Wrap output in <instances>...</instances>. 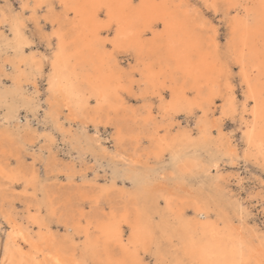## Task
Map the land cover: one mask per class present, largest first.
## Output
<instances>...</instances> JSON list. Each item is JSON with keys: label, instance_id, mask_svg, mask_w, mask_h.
I'll use <instances>...</instances> for the list:
<instances>
[{"label": "bare ground", "instance_id": "bare-ground-1", "mask_svg": "<svg viewBox=\"0 0 264 264\" xmlns=\"http://www.w3.org/2000/svg\"><path fill=\"white\" fill-rule=\"evenodd\" d=\"M22 1H24L23 4H27L28 7L30 8L31 15L33 17L35 16L37 18H38V16H37L38 11L41 8H43V6H46L45 7L46 11L44 13L46 19L51 21L53 23V25L55 22L58 23L57 27H56V25L53 26L51 24L53 26L57 41H56V47H55L53 56L51 57V59L48 57L49 58L48 60H50V65L48 64V68L50 67V72L48 73V83H49V90H50L49 93L51 92V95L48 99V101H49V109L48 110L49 111L48 112L46 111L47 113L50 112L52 115L55 116V115H58L60 112H62L64 109H66L67 113L65 111H64V113L67 114V116L70 118V121L71 120L76 121V120L80 119V121H81L82 125H84V127H86V124H89L90 121L95 122V121H97V119L101 118L99 122H102L103 120H107L106 122H109L111 124L112 123L115 124L117 126L118 133H123L124 129L129 130L133 134L136 133V132H134L135 128H136L135 125H137L138 124L137 122L139 121L141 123V125L143 124L144 128H149V126H151L150 129L152 130L151 134L153 136V138H152V142L154 144L153 146H154V149L159 150L162 148L164 143L162 142L163 136L160 138V137H157V135L160 132V130L165 127L164 120H166V119L164 116L169 114V109L180 110L179 109L180 104H182V105L185 104L187 107H190L189 109L187 108L185 110L193 111L195 108V105L198 106V104L194 102L195 100L193 101L192 99H190L188 97L189 92H187L186 88L189 85L192 88H196L197 93L200 94V93H202V89L199 87L200 82L202 80H207V83L209 82V79H210V76L208 75V74H210L209 66L212 65V63L209 62V65L207 64L208 60H205L206 59L205 56H204L205 59L203 58L204 54H202V51L205 49L206 43L208 44L210 42V43L215 45L216 44V37L211 36L210 38H207L206 37L207 34H205V31L202 30V28H199L201 26L204 27V25L201 24V26H198L196 23H198L199 21L196 22L194 19L192 20L191 14L187 12L186 8H183L182 6L177 7L176 5H174V0H139L138 3H136V0H22ZM56 1L60 2V4L65 8L66 13L67 12L73 13V20L66 22V24L70 23L69 24L70 26L65 25L64 20H62V19L59 20L60 17H58L57 8L55 5ZM216 1L217 0H212V5L217 10V7H216L217 2ZM226 3L228 4V7L230 9H232V12L234 10L236 13V14H233V17H230V18H232V20L230 22L231 23L230 36L228 37V40H227L228 49L231 51L233 57L238 60L239 64L243 65V70L245 72L246 81L251 82L252 91L259 98L262 89H264V0H226ZM132 4H142V5H145V7H143V8L128 7V5H132ZM180 4H182V3H180ZM220 4H222V3H220ZM100 5H106L107 6L104 9V11H105L104 16L99 15L98 6H100ZM237 5H239L241 7L236 8L235 6H237ZM38 6H42V7H38ZM223 7H224V4H223ZM23 11H25V9ZM188 11H189V9H188ZM195 12H197V9ZM66 13H65V15H66ZM5 15H8V13L3 14V16H1L2 19ZM226 15H228V14H226ZM229 16H231V15H229ZM40 18H39V20L41 21ZM193 18H194V16H193ZM2 19L0 21H2ZM39 20H38V22H40ZM113 22L118 23L119 34H117V29L115 27H112ZM25 23L26 22L24 21V24ZM209 23H210V21H209ZM154 24H160L161 26L160 27H153ZM165 25H166V27H165ZM209 26H206V27H209ZM158 28L163 29L164 35L160 36L159 38H158V36H155L154 38H152V37L149 38V34L152 32L154 33L156 31V29H158ZM211 28H207V31H209L208 29H211ZM29 32L31 33L32 31H29ZM48 33H49V31H48ZM43 36L45 37V35H43ZM105 39H107L109 41L115 40L116 41V49L120 46L122 48L126 47V46L132 47L134 49V51L136 52L135 54L137 55L138 60H143V58L145 57L144 55H147L148 58L150 60H152L151 63L146 64L144 67H138L137 68L138 70L141 71V73L143 75V78L140 82L144 81L143 83H145V86H143V88H141L142 90L140 92L141 96H142V100L144 102H143V106L141 105L142 108L138 109V110H136V112L130 114V117H129V108L127 106L128 97H126L124 94H126L127 92L131 93V94L134 93L133 87H132V82L134 81L132 79V77H134V74L132 76L127 75V78L123 79L124 76L122 77L123 74L121 75L122 65L118 61L119 57L116 56L117 50L113 51L112 47H109L108 44L104 43ZM51 40L52 39L49 36V42H51ZM16 42H17L19 48H22V52L18 56L19 61L25 62V63L30 64V65H35L39 69H41L42 63H43L41 60L37 61L33 56H30V55H29L30 58L27 59L26 55L23 53L24 45L25 44L28 45L27 43L29 42V40H27V38L25 37V35L23 33L20 37H16ZM207 46H209V44ZM208 50L210 51V54H211V50L210 49H208ZM194 52H197L196 56H197V58L198 57L200 58L198 60V64L194 63V62H196L195 61L196 59H194V58H196ZM115 53H116V55H115ZM29 54H31V52ZM37 55H39V54H37ZM46 57H44V58H46ZM36 58L40 59L38 57H36ZM44 58H42V59L44 60ZM215 58H216V56H215ZM5 59L8 60L7 58H5ZM193 59H194V62H193ZM13 60H12V62L15 63ZM48 60H47V62H48ZM20 62L18 64H20ZM53 62H55V68H53ZM137 63H140V62L138 61ZM142 63H144V60ZM156 64H158L160 66V71L158 72L160 75L155 74V71L153 70L154 66ZM215 64H217V63H215ZM16 65L17 64H15V68H17ZM137 65L139 66V64H137ZM212 66H215V65H212ZM155 67H157V66H155ZM218 67L219 66H217L216 68H218ZM211 69L213 70V67ZM214 69H215V67H214ZM27 70H28V67H27ZM32 70H33V68H32ZM3 71H5V70H3ZM19 71L21 73V70H19ZM1 72H2V70H1ZM43 72L44 71L42 69V73H40V75L44 74ZM177 72H180V75L183 74L184 83H183V86L181 89H177L176 86H175L176 87L175 89L173 88V86L171 87V89L168 88V89L172 90V92L170 95L169 102H167L166 98L163 95V88H164V86L167 85V83H166L167 79H170V82L172 85L177 83V81H178V78H176V77H178V75L176 74ZM22 73H23V70H22ZM23 74H25V73H23ZM34 74H37V73L34 72ZM175 74L177 75L176 77H175ZM12 76H13V74H12ZM17 77H18V75H17ZM139 78H141V77H139ZM25 80H27V79H25ZM180 80H182V78ZM23 81H24V79H23ZM23 81L19 79L18 84H17V82H16V84L19 85V87H20V85H21L20 82H23ZM159 81H161V83ZM246 81H244V82L246 83ZM170 82H168V84ZM28 83H30V82H28ZM210 83H211V81H210ZM157 84H159V88L156 87ZM50 85H51V87H50ZM22 86H23V84H22ZM37 86H38V84H37ZM213 86H214V84H213ZM205 88H208V87H206V85H205ZM156 89H157V91H156ZM208 89H205L204 91L206 92V90H208ZM154 92H157V94H158L157 97L160 100L159 111H160V113H163L162 119H160V120H157L155 117V112H154L155 109L153 107V104H154L153 99L155 97H153V96L151 97V95ZM213 92L214 91H212V93ZM191 94H192V92H191ZM209 94H210V92H209ZM206 96H209V95L207 94ZM129 97H131V96H129ZM161 98H163V99H161ZM213 100L214 99L211 100L212 103H214ZM93 101H94V104H93ZM129 101H130V98H129ZM207 101L204 104L208 105ZM208 102H210V101H208ZM227 103L229 105L231 104V98H229V100H227ZM254 103L252 105H254ZM185 105H183V106H185ZM200 106L203 109V106H205V105H203V106L200 105ZM221 106H222L221 113L223 112L224 115H227V110L225 108V104L224 105L221 104ZM208 109H210V108H208ZM45 110H46V108H45ZM203 110H204L203 113H205L206 110L205 109H203ZM211 110H209V111H211ZM111 114H114V116H115V118L112 117L113 120L111 118H110L111 120H109V117ZM52 115H51V117H53ZM241 115H242V113H241ZM139 116L142 118H138ZM218 116H220V115H218ZM58 118L56 117V119H58ZM74 121L73 122L71 121V122L74 123ZM245 121L248 122L247 120H245ZM254 121H255L256 128H255V132L252 134V143H251V145H249L248 140L245 138L246 139L245 142H247L246 145L248 147L244 151H245L246 155L250 156V155H252L251 147L254 146V148L256 149V152L254 153L255 158L257 160H259L260 162H263V164H264V153H262L261 148H260L261 143H264V131H262L261 122H260L258 116L256 118H254ZM201 122H202V129L201 130H202L203 135L209 134V132H210L209 121H207L206 119H202ZM76 123H78V122H76ZM54 124H56V123H54ZM71 126H70V128H71ZM56 127H58V126H56ZM62 127L60 128V131H61V129L63 130ZM83 129H85V128H83ZM247 130L248 129H246L245 131H247ZM83 131L84 130L81 131L82 134H83ZM63 132H65V131H63ZM66 132H67V130H66ZM74 132H76V131H74ZM164 132H165V130H164ZM211 132H213V131H211ZM94 133H96V132L94 131ZM68 134H70V131H68ZM71 135H72V132H71ZM180 135H181V133H180ZM19 136H20V134H19ZM30 136H31V133H30ZM11 137H13V135ZM10 138L7 140H10ZM188 138H190V136H188ZM27 139H28V137H27ZM74 139H77V135ZM15 140H17V138L14 139L13 141H15ZM178 140H176V141H178ZM140 141H141V137H138L136 139V142L131 144V147H132L131 150H129L127 148L121 150L117 147V150L115 151V153L113 154V152H112L113 157L118 158L119 162H120V160L122 162L124 161L128 165V167H130V169L135 168L139 162L144 164L147 160L145 162H141V161H142V157L144 155L143 151H146V148L141 149L143 146L141 147L142 143L140 144ZM168 141H170V140H168ZM75 142H76V140H75ZM99 142H100V140H99ZM126 143H127V141L124 142L125 145H126ZM24 144H23V146H24ZM216 144L219 148H221V149L223 148L224 154H227L230 157H233L235 154H237V151L235 149H231L229 151L226 148L225 142L222 140V138L220 139L218 137V141L216 142ZM77 145L75 146V148L78 147V149H80L79 145L78 146ZM25 146H26V144H25ZM148 146H150V145L148 144ZM228 146H231V145H228ZM13 147L14 146H12V148ZM13 149H15V147ZM148 149H150V147H148ZM243 149H242V151H243ZM23 150H24V148H23ZM83 151H85V150H83ZM19 154L21 155V152ZM110 155H111V153H110ZM82 156L84 157L85 155L83 154ZM144 156H146V155H144ZM161 159H163V157ZM149 160H150V158H149ZM185 160H181L178 163L179 170L183 171V170L188 169L189 164ZM115 161H117V160H115ZM156 161H158V160H156ZM197 162H196V164H197ZM26 164H28V163L26 162ZM85 164H87V162ZM8 165H9V162L7 160L3 161V163L0 162V174H1V178H2V179H0V189H1V191H0V215L5 219V221L9 225V227L7 229L8 231L6 233L4 245L2 246V248L0 247V264H5L6 260H7V264H56L57 260L60 261V264H77V262H79V264H89V262H93L94 264H146L145 263L146 259H144L143 254L146 251H148L149 246H150V242H152V240L154 239V236H156V235H154L155 229L153 228L152 223L148 219L147 211L145 209L143 211L139 210L137 208L136 201H132V198L128 197L127 199H129V200L126 201V203L124 205H117V203H116V205H112L113 210H112L111 214H107V213L102 212V210L100 208L102 198L106 197L105 198L106 201L107 200L108 201L109 200L114 201L115 199L111 197V194L113 193V191L116 188L114 190H112L113 189L112 188L111 189L112 191L107 190L106 188H102V187L93 188L89 191L81 189V188L79 190H77L74 195H81V196L88 195L89 197L91 195L96 196V199H95L96 201L94 202L95 203L94 211L87 214L84 212V208H85L84 205L81 206L80 203H78V201H71L70 203L66 204V206L64 207V209H63L64 213L61 212L62 214L59 215V222H66L65 223V225H66V224H68V222L71 221L76 232L85 234V241L83 243V246H80L78 244V241H76L74 237L69 236L67 239H65V236H62L63 237L62 238V237H59L57 235L58 233L56 234L53 232V229L51 227L52 221H49V219L47 221L44 220L45 218H43L42 215L40 214L41 205L38 203L39 200L36 198V195L34 197H30V195H29L30 200L27 201L28 216L25 214V218L27 220H23L21 216H20L21 220L14 216L13 212L15 210L13 209L14 210L13 212L11 210V207H13L12 203H14V202H12V199H10V198H12V194L9 193L8 191H6L5 186L7 187L11 183H13L14 180H20V179L22 180V178H24V177L19 178L18 176H15V175H6L4 170H6ZM216 165H217V163H216ZM258 165H259V163H258ZM47 167H48V165H47ZM51 167L53 168V166H51ZM126 167L127 166H125V168ZM217 167L219 168L220 165ZM137 169H139V168H137ZM163 169H161V170H163ZM207 169H209V168L207 167ZM125 170H127V169H125ZM211 170H213L212 167H211ZM142 171L146 172L147 170L145 168L143 170V168H142ZM25 174H27V173H25ZM146 174H147V172H146ZM29 176H30V173H29ZM74 177H75V175H74ZM157 177L159 178L158 175H157ZM165 177H163V178H165ZM4 178H6V180ZM47 179H49V177ZM168 181L170 182L169 179H168ZM164 182L165 181H163V183ZM56 183H55V185L57 186L58 183L57 184ZM159 183H160V181H159ZM159 183H158V186H159ZM217 183H219V182H217ZM24 184H25L26 189H28V186L31 185V182L27 179H24ZM46 184L47 183H45L44 186ZM154 184H157V183H154ZM172 184H174V183H172ZM221 185L224 187V184H221ZM161 186L162 185H160L158 188L154 185L153 186H147L146 187V191H147L146 193L147 194H153L152 192L155 193V191L156 192L158 191V194L160 193L166 199L168 208L172 211V215L178 221V226L176 228H173L172 233H174L175 236H178V238L180 239L181 242H179V243H182V252L184 255H186V256L190 257L192 260L196 261L197 264H198V262L203 261V260L238 261L240 259H243L245 261L254 260V261H256V264H259V262L262 259H264V256L261 255L262 250H264V238H260V239L256 238V240H253V239H251V237L249 238L248 236H245L239 230L232 227L234 224L231 226L226 225V226L220 227L216 221L211 220L209 213L206 212L201 207L196 206L195 207V216L193 218H188V216L186 215V212H187L186 209L190 205L188 203H184V202H182L183 203L182 205L175 204V201L171 199V197L173 195L177 194V193H175L174 189H170L165 184L162 187ZM224 189H226V188H224ZM127 190H129V189H127ZM218 191L220 193V190H218ZM46 192H47V196H46V199L44 201L48 202L47 204L45 203V205L49 207L50 215L51 216L52 215H58L59 210L55 209L54 200L49 201L50 191H46ZM223 192L224 191H222V194H223ZM69 195H72V194H70V191L66 192L67 198L70 197ZM126 195H128V193H126ZM26 196H27V198H29L28 195H26ZM123 198H125V197H123ZM53 199H55V198H53ZM70 199H71V197H70ZM62 201H64V199ZM121 201H124V200H121ZM25 202H26V200H25ZM33 202H36L35 203L36 205L33 204ZM89 202H91V201H89ZM8 203L10 204V209L6 210L7 208H5V204L8 205ZM203 204H205V203H203ZM32 205L37 206L36 207L37 210L35 212H32V214H31L30 209H31ZM107 205H108V203H107ZM141 205H143V204H141ZM163 205H165V204H163ZM167 206H165V207H167ZM207 206L210 207V205H207ZM168 208H167V210H168ZM156 210H157V208H156ZM161 211H162V209H161ZM237 212L239 214L240 211L238 210ZM108 213H110V212L108 211ZM132 213H133V217L131 216ZM166 213L167 212L165 211V214ZM227 213H228V211H227ZM243 214H244V212H243ZM224 215L227 216L226 214H224ZM168 216H169V214H168ZM235 216H237V215H235ZM229 217H231V216H229ZM166 218H168V217H166ZM227 218H228V216L226 217V219ZM62 219H64V220H62ZM83 219H86V221H87L86 226L81 225L83 222ZM168 220H166V221L169 223V221H171V220H169V221ZM240 220H241L240 222H242L243 219H240ZM55 222L57 223V221H55ZM124 222L127 224H130V229H129L130 233L127 237L124 234V227H123ZM171 222H173V221H171ZM228 222L229 221H227V223ZM234 223H236V222H234ZM237 224H239V223L237 222ZM242 224L243 223H241V225ZM92 225L94 226V231L90 227ZM56 226H57V224H56ZM161 226L162 225H160V227ZM63 228H64V226H63ZM161 229H163V228H161ZM251 229H252V227H251ZM169 230L170 229H167V231H169ZM54 231L56 232V230H54ZM156 231L158 232L161 230H156ZM249 231H250V229H249ZM68 232L70 233V231H68ZM161 232H163V231H161ZM252 235H253V232H252ZM66 237H67V235H66ZM159 238L160 237H158V240H159ZM77 239H81V238H77ZM156 242H157V240H156ZM161 242H162V240L160 241V243ZM168 242H170V241H168ZM154 247H155V245H154ZM241 248L243 251L242 257L240 255ZM152 249H154L153 252L156 250L155 248H152ZM172 250H174V249H172ZM79 251H80V253H79ZM177 253H178V256H180L179 252H177ZM184 255L182 257H184ZM191 259L189 261H191ZM161 260H162V257H161ZM164 260H162V262ZM184 262L182 260H180V258H178L176 260L175 264H184ZM164 264H166V263H164ZM186 264H187V262H186Z\"/></svg>", "mask_w": 264, "mask_h": 264}, {"label": "rangeland", "instance_id": "rangeland-1", "mask_svg": "<svg viewBox=\"0 0 264 264\" xmlns=\"http://www.w3.org/2000/svg\"><path fill=\"white\" fill-rule=\"evenodd\" d=\"M138 1L139 0H136V3H138ZM4 2L5 0H0V17L6 13L3 10ZM11 2L13 5V8L17 10V12L20 11L19 5L21 3H24V1L22 0H11ZM216 2H217V6H216L217 10L212 5V0H174V5H176L177 7L182 6L183 8H186L187 12L191 14L192 20L194 19L196 22L199 21L198 23H196L198 26H201V24L204 25V27L201 26L199 28H202V30L205 31V34H207L206 36L207 38H210L211 36L216 37V44L214 45L209 42L208 43L209 46H207L208 44L206 43L205 49H204L205 51L204 50L202 51V54H204L203 58L205 56L206 59L205 58L204 59L208 60L207 64L209 65V62H211L212 65H215V66H212V65H210L211 67L209 66V72H210V74H208L210 76L209 82L207 83V80H202L200 82L199 87L202 89V93L200 94L197 93V89L192 88L189 85L186 88L187 92L189 93L192 92V94L188 93V97L192 99L193 101L195 100L194 102L198 104V106L195 105V108L193 111L185 110L187 108L189 109L190 107H187L185 104H183L185 106L180 104L179 106L180 110L169 109V114L164 116L166 119L164 120L165 129L162 128L160 132L158 133L157 137L161 138L163 136L162 142L165 145L163 144L162 148L159 150L154 149V146H153L154 144L152 142L153 136L151 134L152 130L150 129L151 126H149V128H144L143 124L141 125L139 121L137 122L138 123L137 125L134 124L136 127L134 132L136 133L133 134L127 129L126 130L124 129L123 133H118L117 126L115 124L106 122L107 120H103L102 122H99L101 118L97 119V121L95 122L90 121L89 124H86V127H84L80 119L76 121L71 120L72 122L74 121V123H72L70 121V118L66 114L67 113L66 109H64L62 112H60L58 115H55V116L52 115L50 112H49L50 114L47 113L49 111L48 110L49 109L48 99L51 95V92L49 93L50 90H49V83H48V73L50 72V67L48 68V64L50 65V60L48 59L49 58L51 59V57L53 56L55 47H56L57 40H56V36L53 35V32H54L53 26L56 25L57 27L58 23L55 22L56 24L54 23L53 25L51 21L46 19L44 15L46 11V8H45L46 6H43V8H41L38 11V15H37L38 18L35 16L33 17L31 15V12H30L31 10L29 7L26 8L24 11V13L26 14L25 15L26 16V20H25L26 26L24 28L23 34L25 35L27 40H29V42L27 43L28 45L26 44L24 45L25 48L23 47V53L26 55L27 59H29L30 56H33L37 61L41 60L43 62L41 69H39L35 65H30L25 62L19 61L18 56L22 52V48H19L16 42L15 35L10 34L12 31L11 25L8 26L7 30H5L2 23H0V69L2 68L1 69L2 72L0 70V145H1L0 146V149H1L0 150V162L3 163V161L5 160L9 162V165L7 166L6 170H4L6 175H15V176H18L19 178L24 177L22 178V180L21 179L14 180V182L8 185L7 187L4 185L6 191L12 194V198L10 199H12V202L14 203H12L13 207H11V210L12 212L15 210L13 212L15 217L20 219V216H21L23 220H27L25 218V214L28 216L27 201L30 200V197H34L36 195V198L39 200L38 203L41 205L40 214L42 215L43 218H45L44 220L47 221L49 219V221H52L51 227L53 229V232L56 234L58 233L57 235L59 237L65 236V239H67L69 236H72L75 238L76 241H78V244L80 246H83V243L85 241V234L76 232L71 221L68 222V224H66L67 226L65 225L66 222H59V215L64 213L63 212L64 207L66 206V204L70 203L71 201H78V203H80L81 206L84 205L85 207L84 212L87 214L94 211V206H95L94 202L96 201L95 200L96 196L93 195L94 196L93 197L91 195L89 197L88 195H85V196L74 195L75 192L79 190L80 188L84 190H88V191L93 188H97V187L106 188L107 190H110V191L116 188L111 194V197L114 198L115 200L106 201L105 199L106 197H103L102 202L100 204V208L102 212L111 214L113 210L112 205H116V203L117 205H124L126 201L129 200L127 199L129 197V198H132V201H136L137 208L139 210L143 211L145 209L147 211L148 219L152 223L153 228L155 229L154 235L156 236H154V239H153L154 241L152 240V242H150L148 251H146L143 254L144 259H146L145 260L146 264H164V263L175 264L178 258H180V260H182L183 262L185 261L184 264H186V262L187 264H197L196 261L192 260L190 257L183 254L182 243H179L181 242L180 239L178 238V236H175V234L172 233L173 228H176L178 226V221L174 218V216L172 215V211L168 208L166 199L160 193L158 194V191L157 192L155 191V193L152 192L153 194L146 193L147 186L154 185L158 188L160 185L163 186L165 184L170 189H174L175 193H177L171 197V199L175 201V204L182 205L183 204L182 202H184L190 205L186 209L187 211L186 215L188 216V218H193L195 216L196 206L201 207L202 209H204L206 212L209 213L211 220L216 221L220 227H223L226 225L231 226L234 224L232 227L239 230L245 236H248L249 238L251 237V239L253 240H256V238L258 239L264 238V170H263L264 164L263 162H260L259 160L255 158L254 153L256 152V149L254 148V146L251 147L252 155L248 156L245 154L244 150H246L248 146L246 145L247 142H245L246 139L244 136V131L247 129V125L244 131H241L240 130L241 123L236 118V114L233 113L231 110H229L230 108L227 109V115H225V118L223 120H220L218 116L221 114V111H222L221 104L224 105L226 101L229 100L230 98V97H227L228 88L226 86H222L220 83H221L222 73L224 74L225 85L227 84V81H228V74L227 72L224 71L225 69V59L224 58L228 55H231L233 57L231 51L228 49L227 40H228V37L230 36V31H231L230 22L232 18L230 17H233V14H236V13L234 10L232 12V9L228 7L226 0L225 1L217 0ZM219 2L222 4H220ZM223 4H224V7H223ZM55 5L57 8L58 17H60L59 20L60 19L64 20L65 25L70 26L69 25L70 23L66 24V22L73 20V13L72 12L66 13L65 8L58 1L55 2ZM196 9H197V12H195ZM104 15H105V11H104ZM192 15L194 16V18ZM39 18L41 19V21L39 20ZM1 19L2 17L0 18V20ZM38 20L40 22H38ZM206 26H209V27H206ZM207 28H211L212 30L208 29L209 31H207ZM29 31H32V32L30 33ZM155 32L150 33L149 38L151 37L154 38L155 36H158L159 38L160 36L164 35V31L161 28L156 29ZM42 34L45 35V37ZM48 35L52 39L51 42H49ZM208 49L211 50V54ZM116 50H117L116 51L117 55L116 53L115 55L119 57V58L117 57L118 61L122 65L121 75L123 74L122 75V77L124 76L123 79H126L127 75L132 76L134 74V77H132V79L134 80L132 82L134 93L131 94L127 92L126 94H124L126 97H128L127 106L129 108V117H130V114L142 108L141 105L143 106V102H144L142 100V96L140 92L142 90L141 88L145 86V83H143L144 81L140 82L143 78V75L141 71L138 70L137 68L144 67L146 64L151 63L152 60H150L147 55H144L145 56L143 58L144 63H142L143 60H138L137 55L135 54L136 52L134 51L132 47H129V46H126L123 48L120 46ZM30 52L31 54H29ZM36 53L39 55H37ZM194 53L196 57L194 59H196L195 60L196 62H194V59H193V62L195 64H198V60L200 58L199 57L197 58L196 56L197 52H194ZM36 57L40 59H37ZM5 58H7L8 60H6ZM42 58H44V60ZM233 59L235 61H238L234 57ZM12 60L15 63H13ZM138 61L140 63H137ZM19 62L20 64H18ZM15 64H17L16 65L17 68H15ZM137 64H139V66ZM216 65L219 66L218 67L219 69L216 68L217 67ZM155 66L153 70L155 71V74L158 75L159 74L158 72L160 71V66L158 64H156ZM27 67L29 71L27 70ZM212 67H213V70L211 69ZM42 69L44 71L43 72L44 74L40 75V73H42ZM230 69L232 70L231 71L232 73H235V75L232 78L233 82L240 83V86L238 89L239 95L237 96V98L239 99L240 97L243 96L245 88L247 86L244 81H241V77L239 73L241 72V65L239 64V62L234 63L233 65L230 66ZM19 70H21V73ZM22 70H23V73L25 74L22 73ZM34 72L37 74H34ZM176 74L178 75V77H176L177 76ZM176 74H175V77L178 78V81L176 83L177 85L176 84L172 85L170 82V79H167L168 80V81L166 80L167 85L165 84L166 86H164L163 88V95L166 98L167 102H169L170 95L172 92V90H170L171 87L173 86L174 89L176 87L177 89H181L184 83L183 74L180 75V72H177ZM181 78L182 80H180ZM19 79L22 81L24 79L25 81V82L23 81L24 83L20 82L21 83L20 87L19 85H17ZM27 81L30 83H28ZM210 81L212 84L210 83ZM159 82L161 83V81ZM168 82H170L169 83L170 85L168 84ZM37 84L39 87L37 86ZM205 85L209 89L205 88ZM156 87L159 88V84H157ZM205 89H208V90H206L205 92L204 91ZM212 91L214 92L212 93ZM165 93H167V95H165ZM207 94L209 96H206ZM128 95L131 97H129ZM152 96L155 97L153 99L155 117L157 120H160L162 119L163 113H160L159 111L160 100L157 97L158 96L157 92H154L151 95V97ZM221 96H224L226 100L220 99ZM213 97H214V100H213L214 103L208 102V101H211ZM129 98H130V101H129ZM205 100L207 101L208 105L204 104L206 103ZM253 103H254L253 101H250V106ZM93 104H94V101H93ZM200 105L202 106L205 105L203 106V109L206 110L205 113H203L204 110L202 109ZM64 111L66 113H64ZM241 113L244 117L243 118L244 121L245 120L249 121V116H251V107L249 108V112L247 114H244L241 111L240 115ZM51 115L53 117H51ZM56 117L57 118L59 117V118L56 119ZM112 117L115 118L114 114L110 115L109 120L111 119L113 120ZM245 117L246 118L248 117V118L246 119ZM138 118H142V117L139 116ZM202 119H206L207 121H209V124H210L209 134L203 135L202 133V130H201L202 129V122H201ZM61 127L63 128V130L61 129L60 131ZM80 130L81 131L84 130L85 132L83 131V134H82ZM68 131H70V134H68ZM74 131H76L77 133ZM94 131L96 133H94ZM71 132H72V135H71ZM30 133H31V136H30ZM12 135L13 137H11ZM76 135H77V139H74ZM26 136L28 137V139ZM188 136H190V138H188ZM15 137L17 138V140L13 141L14 139H16ZM138 137H141L140 144L142 143L141 147L143 146L141 149L146 148V151H143V154L146 156L143 155L144 158L142 157L141 162H145L146 160L147 161L145 162L146 164L145 163L142 164L139 162L135 168L130 169V167H128V165L124 161L122 162L120 160L119 162L118 158H114L113 154L117 150V147L121 150L126 149V148L131 150L132 148L131 144L136 142V139ZM218 137L220 139L222 138V140L225 142L226 148L229 151L231 149H235L237 151V154L234 155L235 157L234 156L230 157L229 155L224 154L223 148L221 149L217 146L216 142L218 141ZM9 138L10 140H7ZM126 141L128 144L126 143L125 145L124 142ZM22 143L23 144L25 143L26 146L25 144L23 146ZM77 144L79 145L80 149H78V147L75 148ZM148 144L150 146H148ZM228 145H231V146H228ZM12 146H14L15 149H13L14 147L12 148ZM148 147H150V149H148ZM20 152H21V155L19 154ZM82 153L85 155L84 157L82 156L83 155ZM161 156L163 157V159H161L162 158ZM181 160H185L189 164L188 169L183 170V171L179 170L178 163ZM26 162L29 165L26 164ZM86 162L87 164H85ZM215 162L217 163V165ZM219 165L220 167L218 168L217 166ZM51 166H53V168ZM125 166L127 167L125 168ZM210 166L212 167L213 170H211ZM207 167L209 169H207ZM142 168L143 170L144 168L147 170L146 172L148 175L146 174L145 171H142ZM125 169H127L128 171ZM152 170L153 171L157 170V171L153 172ZM29 173H30V176H29ZM73 174L75 175L76 178L74 177ZM157 175L159 176V178L157 177ZM48 177L49 179H47ZM167 178L170 180V182L168 181ZM0 179H2L1 174H0ZM4 179L6 180V178ZM24 179H27L31 182V185L28 186V189H26L25 187ZM163 181L165 182L163 183ZM45 183H47L45 185L46 187L44 186ZM55 183L57 184V186L55 185ZM154 183H157V184H154ZM158 183H159V186H158ZM220 183L224 184V187ZM224 188H226L227 190ZM218 190H220V193ZM46 191H50L49 201L54 200L55 209L59 210L58 215H52V216L50 215V209L48 206L45 205V203L47 204L48 202L44 201L47 196ZM68 191H70V194H72V195H69L71 199L70 197L67 198L66 196V192ZM222 191H224L223 194H222ZM126 193H128V195H126ZM26 195H28V197L30 195V197L27 198ZM63 199L64 201H62ZM121 200H124V201H121ZM106 202L108 203V205ZM35 203L36 202H33V204ZM140 203L143 205H141ZM206 204L210 205V207L207 206ZM36 207L37 206L32 205L30 209L31 214L32 212H35L37 210ZM5 208H7L6 210H9L10 204L9 203L8 205L5 204ZM238 210L240 211L239 214L237 212ZM108 211L110 213H108ZM165 211L167 212L166 214H165ZM227 211L229 214L227 213ZM223 213L228 216L227 218L228 220L226 219L227 216H225ZM131 216L133 217V213L131 214ZM168 219L173 222L169 221ZM240 219H243L242 222H240L241 221ZM166 220H168L169 223ZM55 221H57V223ZM227 221L229 222L227 223ZM237 222L240 225L237 224ZM241 223L243 224L241 225ZM7 225L8 223L0 215V247L1 248L4 245L6 233L8 231L7 229L9 225L8 226ZM81 225L82 226L87 225L86 219H83V222ZM160 225L162 226L160 227ZM90 227L94 231V226L92 225ZM123 227H124V234L127 237L130 233V230H129L130 224H127L124 222ZM251 227L253 230L251 229ZM167 229H170V230L167 231ZM54 230H56V232ZM156 230H161L163 232L161 231L157 232ZM68 231H70V233ZM251 231L253 232V235ZM158 237H160L159 240H158ZM77 238H81V239H77ZM161 240L162 242L160 243ZM152 248H155L156 250L153 252L154 249ZM172 249H174L175 251ZM177 252H179L180 256H178ZM183 255L184 257H182ZM161 257H162V260L165 259L164 260L165 262L164 261L162 262ZM189 258L191 259V261H189L190 260ZM91 264H94V263L91 262Z\"/></svg>", "mask_w": 264, "mask_h": 264}, {"label": "snow or ice", "instance_id": "snow-or-ice-1", "mask_svg": "<svg viewBox=\"0 0 264 264\" xmlns=\"http://www.w3.org/2000/svg\"><path fill=\"white\" fill-rule=\"evenodd\" d=\"M28 7L27 4L21 3L19 5L20 11L17 12L12 5L11 0H5L3 3V9L8 15H5L0 21L2 25L4 26L5 30L8 29V26L11 25V33L12 35H15L16 37H20L24 31L25 24L24 21L26 19L24 14V9ZM42 7V6H38ZM106 5H100L99 8V15H104V9L106 8ZM128 7L132 8H143L145 5L142 4H132L128 5ZM236 8H240L241 6L237 5ZM160 24H154L153 27H160ZM112 27H115L117 29V34H119V25L116 22H113ZM166 27V25H165ZM53 35H55V32H53ZM104 43L108 44L109 47H112L113 51L116 50V41L112 40L109 41L105 39ZM225 69L224 71L228 74V81L225 85L224 82V74H221V85L226 86L228 88L227 97L231 98V104L229 105L226 101L225 108L226 110L230 108V110L236 114V118L241 123V131H244L245 126L247 125V131H244L245 138L248 140L249 145L252 143V134L255 132V121L254 118L257 116L259 117V120L261 122V128L262 131H264V89H262L260 97L258 98L256 94L252 91V84L250 81H246L245 72L243 70V65H241V72L240 77L241 81H246V88L244 91V94L239 99L237 96L239 95L238 89L240 86L239 82H233L232 77L235 75V73L231 72L230 66L234 63H238V61H235L231 55L226 56L225 58ZM53 68H55V62H53ZM51 87V85H50ZM191 94V93H189ZM167 95V93H165ZM163 99V98H161ZM214 99V97H213ZM220 99H225L224 96H221ZM250 101L255 102L254 105L251 106V116H249V121L245 122L243 119V115H240V112L242 111L244 114H247L249 112L250 108ZM211 102V101H210ZM225 118L224 113L222 112L219 116L220 120H223ZM262 153H264V143H261L260 145ZM241 257L243 256V251L241 248L240 251ZM261 255L264 256V250H262ZM5 264H7V260L5 261ZM56 264H60V261L57 260ZM79 264V262H77ZM91 264V262H89ZM198 264H256V261L254 260H248L245 261L243 259H240L238 261H226V260H215V261H209V260H203L198 262ZM259 264H264V259H262Z\"/></svg>", "mask_w": 264, "mask_h": 264}]
</instances>
